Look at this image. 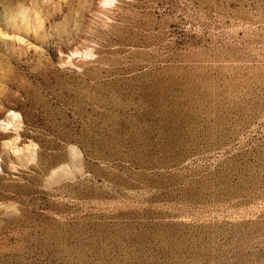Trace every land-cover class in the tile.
<instances>
[{
  "label": "rangeland",
  "instance_id": "374dc122",
  "mask_svg": "<svg viewBox=\"0 0 264 264\" xmlns=\"http://www.w3.org/2000/svg\"><path fill=\"white\" fill-rule=\"evenodd\" d=\"M0 264H264V0H0Z\"/></svg>",
  "mask_w": 264,
  "mask_h": 264
}]
</instances>
